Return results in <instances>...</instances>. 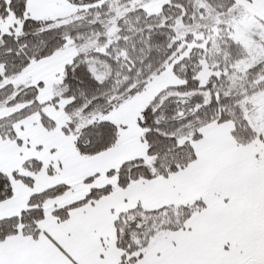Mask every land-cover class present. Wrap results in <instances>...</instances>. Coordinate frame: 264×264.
<instances>
[{
	"label": "trees",
	"instance_id": "1",
	"mask_svg": "<svg viewBox=\"0 0 264 264\" xmlns=\"http://www.w3.org/2000/svg\"><path fill=\"white\" fill-rule=\"evenodd\" d=\"M111 1L90 7L84 16L74 21L53 26L54 19L29 17L27 0H0V21L10 12L21 20L18 33L0 29L3 68L0 82L18 74L32 60L53 54L68 38L78 40L80 35L97 33L103 50L79 52L65 66L61 83V94L69 99L65 111L70 117L63 129L74 135L76 148L82 155H94L113 147L119 130L117 124L109 120L86 121L87 125L78 128L76 123L74 126L76 119L109 113L116 104L146 90L154 76L167 66H172L173 72L183 80L170 87L173 93L160 92L142 112L138 123L144 130L141 138L147 144V158L129 160L110 170L109 175L117 176L116 185L93 188L83 199L57 208L55 215L61 220L68 217L72 207L94 201L116 187L124 188L132 181L168 176L184 169L196 159L193 143L201 138V128L212 121H232V135L239 144L262 140V134L243 116L241 100L264 87V80L257 81L259 74H264V60L253 63L247 70L246 93H227L228 76L234 71L232 65L242 56L241 43L230 37L228 20L245 12L242 5L236 0H167L159 12L149 13L141 5L128 10L124 6L117 8L129 0ZM111 26L116 28L112 37L107 33ZM191 43L198 46L190 48ZM93 64L98 71L107 69L108 76L99 79L91 68ZM205 67L212 73L202 86L199 73ZM38 93V85L15 87L9 84L0 88V102H7L9 106L24 104L0 118L2 137L15 139L14 124L34 112L41 113L47 128L55 126L53 119L43 113L44 103L38 101ZM55 99L51 100L52 104L56 103ZM41 167V162L35 159L23 165L31 172ZM49 172L54 171L50 168ZM14 178L33 184L31 177L0 171V201L13 195ZM67 188L59 184L33 194L28 207L19 215L0 220V240L17 233L37 236L40 233L38 222L44 216V202ZM205 207L206 202L198 199L157 210L138 207L122 213L114 223L118 246L123 250L120 264H132L144 256L156 233V225L158 230L182 229L193 214Z\"/></svg>",
	"mask_w": 264,
	"mask_h": 264
},
{
	"label": "crops",
	"instance_id": "2",
	"mask_svg": "<svg viewBox=\"0 0 264 264\" xmlns=\"http://www.w3.org/2000/svg\"><path fill=\"white\" fill-rule=\"evenodd\" d=\"M248 2L264 12V0ZM47 108L43 106L42 111L53 119V128H47L41 113L34 112L14 124L15 139L0 135V171L10 175L18 172L33 180L28 185L20 178L13 179V195L0 201V220L19 215L35 193L59 184L68 188L44 202L37 236L17 233L0 240V264H120L123 250L118 246L114 223L122 213L138 207L157 210L203 199L212 192L224 170L259 153L251 151L252 143L242 145L235 140L232 121H212L201 128V138L193 143L196 159L184 169L116 187L94 201L72 207L68 217L61 220L55 215L57 208L83 199L93 188L116 185L117 176L108 172L129 160L146 159L147 144L138 135L126 137L123 142L118 137L113 147L82 155L74 135L64 131L65 122L54 118ZM30 159L41 162L39 171L23 168ZM222 200H214L213 205L206 203L208 208L195 216L207 213L226 220L231 216L229 228L219 229L218 233L215 223L216 232L210 228V233H200L187 221L186 227L153 242L132 264H238L249 259L253 245L246 233V201L238 197ZM216 233L217 238L211 236Z\"/></svg>",
	"mask_w": 264,
	"mask_h": 264
},
{
	"label": "rangeland",
	"instance_id": "3",
	"mask_svg": "<svg viewBox=\"0 0 264 264\" xmlns=\"http://www.w3.org/2000/svg\"><path fill=\"white\" fill-rule=\"evenodd\" d=\"M107 0H27L26 14L33 18H51L56 22L53 26H59L74 21L85 15V11L92 6L100 5ZM109 2L111 0H108ZM112 2V1H111ZM167 0H129L117 6H124L126 10L143 6L149 13H157L161 10ZM242 5L245 12L229 17L228 24L230 27V37L242 45V56L235 64L232 65L233 73L228 76L227 93L244 94L246 87L249 85L246 80V72L253 63L264 60V12L255 8L248 0H236ZM182 24H179L181 26ZM21 28V20L12 12L0 21V29L2 32L18 33ZM182 30L183 27H181ZM115 26L107 28V33L112 37L115 33ZM96 34L80 35L78 40L68 38L66 43L53 54L42 57L38 60H32L15 76L5 77L0 82V88L12 84L15 87L38 85V101L44 103L50 109L54 118L66 122L70 117L65 111V105L69 99L62 96L61 83L64 77L65 66L72 62L79 52H90L92 50L102 51L103 48L98 44ZM184 35V33L182 34ZM181 35V36H182ZM216 40L217 38H213ZM198 44L191 43V47ZM99 79L108 76V70L98 71L94 64L91 66ZM102 70V69H101ZM3 71L0 65V72ZM210 68L205 67L199 73L200 84L204 86L211 75ZM219 75V72H215ZM258 80H264V74H259ZM183 82L172 70V66L155 75L150 82L148 88L140 93H136L133 97L124 100L122 103L116 104L115 108L107 114L95 113L89 117L83 116L82 119H76L74 126L78 128L84 127L87 123L99 120H109L117 124L119 130V142L125 141L126 137L141 136L143 128L139 126L138 121L141 118L143 110L155 99L162 91L163 95L173 93L170 87L179 85ZM264 82V81H262ZM40 83V84H39ZM16 92L11 95L13 98ZM10 99V97H8ZM56 98V103L51 104L50 101ZM242 101L243 116L246 117L248 123L258 133L262 134V140H254L251 144L253 153L259 151L258 155H254L250 160L243 161L228 167L226 171L218 176L212 192H210L203 200L208 205H213L214 200L235 198L246 201V233L250 237L253 245V252L249 259L238 262V264H264V87L259 91L244 97ZM7 102H0V118L10 115L24 106L23 103L15 105H7ZM44 105V106H45ZM52 109V110H51ZM86 119V120H85ZM74 121V120H72ZM87 121V123H85ZM222 200V201H223ZM210 203V204H209ZM245 204V203H244ZM208 208V207H207ZM205 208V209H207ZM204 211V210H203ZM202 211V212H203ZM209 211V210H207ZM212 211H209L211 213ZM197 213V212H196ZM193 214L187 221L197 232L207 231L212 228L217 232L219 229H226L229 220L221 216L211 217L207 213L198 218ZM199 215V214H198ZM216 223V229L213 224ZM187 224V222H186ZM156 233L151 239V244L159 241L170 231L158 230L155 226ZM213 231V230H212ZM208 233L209 230H208ZM219 233V232H218ZM211 235L216 237L219 235ZM210 235V234H209ZM199 236V234H198ZM210 236V239H211ZM150 244V245H151ZM149 245V246H150Z\"/></svg>",
	"mask_w": 264,
	"mask_h": 264
}]
</instances>
